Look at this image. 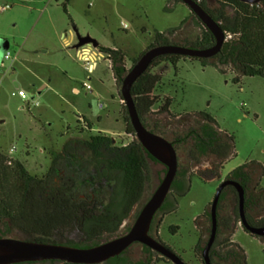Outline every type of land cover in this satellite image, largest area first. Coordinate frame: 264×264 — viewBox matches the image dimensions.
Instances as JSON below:
<instances>
[{
	"label": "trees",
	"instance_id": "trees-1",
	"mask_svg": "<svg viewBox=\"0 0 264 264\" xmlns=\"http://www.w3.org/2000/svg\"><path fill=\"white\" fill-rule=\"evenodd\" d=\"M193 1L224 32L225 41L221 50L208 59L178 55L159 57L137 78L130 91L142 125L169 142L177 154L178 166L170 192L150 227L149 234L156 239L163 216L176 209V197L188 192L189 178L195 175L203 182L219 179L224 164L235 153L233 136L219 130L215 120L206 112L171 113L173 98L167 95L159 98L156 94L162 86L165 71L172 69L176 72V65L187 59L198 62L203 68L212 67L221 75L232 73L235 84H239L243 77L263 76L264 72V0L254 5L237 0ZM62 9L67 14L65 4ZM191 19L200 30L196 37L183 34L188 22L184 20L176 28L156 33L147 49L163 45L193 50L212 47L215 44L212 34L192 13ZM98 51L109 62L117 89L145 52L132 59L127 68L122 51L101 46H98ZM122 109L125 134L131 138L129 143L118 147L112 137L102 133L87 140L70 138L60 150L50 152V166L40 178L29 175L18 162H12L0 153V238L90 248L118 238L131 228L133 223L121 231L134 207L141 204L142 208L146 202H143V197L149 184V167L161 166L156 175V188L166 168L136 140L123 103ZM184 121L185 125H181ZM84 127L91 130L86 120ZM180 152L184 154L183 164L179 159ZM206 160L209 166L203 167ZM263 175V166L252 161L235 168L224 179L242 188L244 218L254 228L264 227V189L259 187ZM194 223L200 235L194 252L203 264L202 252L211 232L210 205ZM216 223L215 239L209 250L210 264H247L242 248L232 242L237 226L241 227L238 195L232 186H226L221 191L216 207ZM175 231L174 227L170 229L172 234ZM253 237L264 241V236ZM119 262L156 264L168 261L135 243L104 264Z\"/></svg>",
	"mask_w": 264,
	"mask_h": 264
},
{
	"label": "rangeland",
	"instance_id": "rangeland-1",
	"mask_svg": "<svg viewBox=\"0 0 264 264\" xmlns=\"http://www.w3.org/2000/svg\"><path fill=\"white\" fill-rule=\"evenodd\" d=\"M31 1L0 0V40L5 44L10 42L12 33L27 31L35 21L38 15L30 11L33 9ZM35 1L41 2L35 6L49 4L44 19L72 23L80 37H89L98 46L122 51L127 68L132 59L146 51L156 33L176 28L184 20L188 21L184 35L194 38L200 33L189 9L174 0ZM63 4L67 14L63 12ZM5 6L9 8L1 11ZM15 23H18L17 28ZM6 52L10 53V60L3 59ZM67 52L66 67L79 80L69 81L59 71H53L51 85L33 77L34 66L12 63L14 54L9 44L0 56V153L12 162H18L31 176L42 177L50 166V152L60 150L70 138L87 140L102 133L112 137L118 147L131 141L125 134L119 89L105 56L99 57L95 70L88 75L83 71V63L76 58L75 50L68 49ZM44 71L40 70L42 74ZM233 77L230 72L221 75L212 67L203 68L198 62L186 59L176 65V72L165 71L162 86L156 93L159 98L165 95L173 98L170 111L174 115L206 112L219 130L234 138V156L224 164L220 178L203 182L192 175L188 192L176 197V209L163 216L159 225L158 240L184 264H200L194 252L200 236L194 220L210 205L225 177L235 168L252 161L264 168V72L263 76L243 77L239 84L233 83ZM84 84L89 89L84 88ZM72 86L79 89L78 94L71 91ZM20 91L24 92L25 99L18 96ZM100 104L102 108L98 107ZM84 120L91 125L90 131L84 127ZM180 124L185 125V121ZM179 159L185 163L182 152ZM208 166L206 160L203 167ZM160 171L161 166L149 167V184L143 202L156 188V175ZM259 187L264 189V175ZM140 209L141 204L134 207L121 231L134 222ZM172 227L176 228L174 234L170 232ZM232 242L242 248L247 264H264V241L237 226Z\"/></svg>",
	"mask_w": 264,
	"mask_h": 264
},
{
	"label": "water",
	"instance_id": "water-1",
	"mask_svg": "<svg viewBox=\"0 0 264 264\" xmlns=\"http://www.w3.org/2000/svg\"><path fill=\"white\" fill-rule=\"evenodd\" d=\"M203 24L212 34L215 44L207 49L193 50L176 45L155 46L147 49L127 72L119 88V95L128 114L129 123L134 131L136 140L147 153L166 168V172L157 188L140 209L131 228L122 236L112 239L101 245L90 248H77L64 245L22 241L14 238H0V264L39 263L44 261H56L61 264H104L122 254L132 244H141L166 261L172 264H184L170 249L164 246L158 239L149 234L155 214L162 207L170 192L171 185L176 175L178 161L177 154L172 145L161 136L149 132L140 122L135 110L131 87L157 58L168 55H178L188 58L208 59L214 57L225 41L224 32L215 22L193 1L178 0ZM245 4H258L262 0H237ZM76 43L73 49L89 45L98 50V44L89 37H80L75 29H72ZM7 44L0 40V56ZM101 57L102 53H98ZM226 186L235 188L238 195L239 216L241 227L253 236L263 237L264 227L254 228L249 226L244 218L243 204L244 193L235 182L223 181L217 188L214 198L210 203L211 232L202 252L203 264H210L209 250L214 242L216 234V207L221 191Z\"/></svg>",
	"mask_w": 264,
	"mask_h": 264
},
{
	"label": "crops",
	"instance_id": "crops-1",
	"mask_svg": "<svg viewBox=\"0 0 264 264\" xmlns=\"http://www.w3.org/2000/svg\"><path fill=\"white\" fill-rule=\"evenodd\" d=\"M31 3L33 4V9L30 11H34L38 15L35 21L30 24L27 31L20 30L12 33L9 37L11 38L10 42L7 43L14 54L12 63L18 62L34 66L36 71L32 68L33 72H35L33 77L38 81L46 80L49 85L52 84L53 71H59L62 77L69 81L79 80L66 67V60L69 59L67 50L73 49L72 47L76 43L72 34V29H75L73 24L67 23L62 19H58V21L44 19L45 14L48 12L49 4L35 6V4H41V2L39 3V1L36 2L35 0H32ZM14 27L17 28L18 23H15ZM73 50H75L76 58L83 63V71L88 75L92 74L96 68V61L101 57L98 54L99 51L92 49L89 45ZM58 59H60V63ZM86 60L89 65L94 66L91 73L85 69L87 63L84 61ZM41 69L45 70L44 74L41 73L42 71L40 72ZM71 91L75 94L79 93V89L76 86H72Z\"/></svg>",
	"mask_w": 264,
	"mask_h": 264
},
{
	"label": "built area",
	"instance_id": "built-area-1",
	"mask_svg": "<svg viewBox=\"0 0 264 264\" xmlns=\"http://www.w3.org/2000/svg\"><path fill=\"white\" fill-rule=\"evenodd\" d=\"M9 7L8 6H5V7H3V8H1V11H4V10H6V9H8ZM125 25L123 24L122 25V28H124L125 29ZM228 38H229V36H228ZM10 53L9 52H6L4 55H3V59L4 60H10ZM85 63H87L86 64V71L87 72H89V73H91L92 72V70H93V68H94V66L92 65H89L88 64V61L86 60V61H84ZM86 89H89V86L88 85H83ZM18 96L21 98V99H25L26 98V96H25V94H24V92H22V91H20V92H18ZM98 107L99 108H102V105L100 104V105H98Z\"/></svg>",
	"mask_w": 264,
	"mask_h": 264
},
{
	"label": "flooded vegetation",
	"instance_id": "flooded-vegetation-1",
	"mask_svg": "<svg viewBox=\"0 0 264 264\" xmlns=\"http://www.w3.org/2000/svg\"><path fill=\"white\" fill-rule=\"evenodd\" d=\"M124 224V223H123ZM150 232V231H149ZM133 245V244H132ZM111 260V259H110ZM117 264H124L123 262H119V263H117Z\"/></svg>",
	"mask_w": 264,
	"mask_h": 264
}]
</instances>
